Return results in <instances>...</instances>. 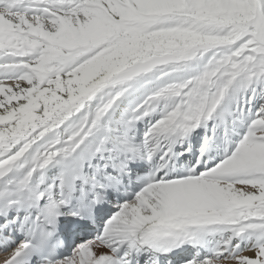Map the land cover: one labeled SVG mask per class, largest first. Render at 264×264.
Masks as SVG:
<instances>
[{"label": "snow or ice", "instance_id": "6c2138e0", "mask_svg": "<svg viewBox=\"0 0 264 264\" xmlns=\"http://www.w3.org/2000/svg\"><path fill=\"white\" fill-rule=\"evenodd\" d=\"M0 264H264V0H0Z\"/></svg>", "mask_w": 264, "mask_h": 264}]
</instances>
